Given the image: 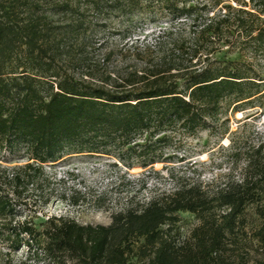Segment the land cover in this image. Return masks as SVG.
I'll return each instance as SVG.
<instances>
[{
    "label": "trees",
    "instance_id": "16d2710c",
    "mask_svg": "<svg viewBox=\"0 0 264 264\" xmlns=\"http://www.w3.org/2000/svg\"><path fill=\"white\" fill-rule=\"evenodd\" d=\"M163 17L154 33L133 36L138 20ZM259 57L264 0H0V151L18 159L0 166V221L63 156L158 162L174 131L194 134L222 101L264 94L248 72ZM186 211L199 224L180 239L172 226ZM9 225L11 247L47 264H264L249 256L264 249V143L237 178L157 194L108 225L61 216L41 229Z\"/></svg>",
    "mask_w": 264,
    "mask_h": 264
},
{
    "label": "rangeland",
    "instance_id": "374dc122",
    "mask_svg": "<svg viewBox=\"0 0 264 264\" xmlns=\"http://www.w3.org/2000/svg\"><path fill=\"white\" fill-rule=\"evenodd\" d=\"M167 22L164 17L156 25L138 20L133 36L150 35ZM251 64L250 76L255 74L256 81L264 84V58ZM169 142L160 160L146 166L137 162L130 168L120 163L114 166L113 155L86 152L46 163L35 182L21 190V204L12 220L0 221V264H47L35 249L11 247L5 229L10 222L26 219L41 229L48 217L61 216L80 224L108 225L113 214L137 207L157 194L192 183L211 190L230 177L237 178L247 152L264 143V94L245 102L222 101L217 113L205 119L194 134L178 129L170 134ZM16 157L0 151V166L13 167ZM246 216L251 218V210ZM178 218L172 232L185 239L199 220L187 211L178 212ZM249 256L264 257V249H250Z\"/></svg>",
    "mask_w": 264,
    "mask_h": 264
}]
</instances>
